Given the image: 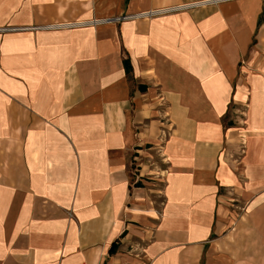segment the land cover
<instances>
[{
    "label": "crops",
    "instance_id": "1",
    "mask_svg": "<svg viewBox=\"0 0 264 264\" xmlns=\"http://www.w3.org/2000/svg\"><path fill=\"white\" fill-rule=\"evenodd\" d=\"M0 264H264V0H0Z\"/></svg>",
    "mask_w": 264,
    "mask_h": 264
},
{
    "label": "trees",
    "instance_id": "2",
    "mask_svg": "<svg viewBox=\"0 0 264 264\" xmlns=\"http://www.w3.org/2000/svg\"><path fill=\"white\" fill-rule=\"evenodd\" d=\"M125 66H126V68H127V72L128 73H130V69L128 68V64L127 63H125ZM117 245H115V249L114 248H112V250H111V252H116V250H117Z\"/></svg>",
    "mask_w": 264,
    "mask_h": 264
}]
</instances>
